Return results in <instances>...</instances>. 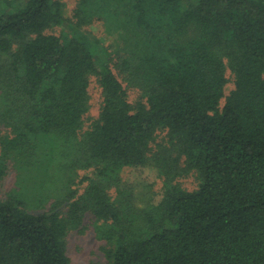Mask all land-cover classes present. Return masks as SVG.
<instances>
[{
    "label": "trees",
    "instance_id": "1",
    "mask_svg": "<svg viewBox=\"0 0 264 264\" xmlns=\"http://www.w3.org/2000/svg\"><path fill=\"white\" fill-rule=\"evenodd\" d=\"M0 125V264H72L86 218L105 264H264V0H0Z\"/></svg>",
    "mask_w": 264,
    "mask_h": 264
},
{
    "label": "rangeland",
    "instance_id": "2",
    "mask_svg": "<svg viewBox=\"0 0 264 264\" xmlns=\"http://www.w3.org/2000/svg\"><path fill=\"white\" fill-rule=\"evenodd\" d=\"M65 4V16L68 22L74 20V13L77 7L78 0H61ZM66 27H57L50 30L48 33L61 34ZM67 30V29H66ZM84 31L91 36V38L99 39L103 44L109 48H115L112 43V37L106 32L105 26L102 21L96 19L93 23L84 27ZM111 45V46H108ZM233 85L228 84L226 92H230ZM91 111L87 118L86 125L97 117L100 103L101 92L97 85L96 79H92L91 87ZM130 99H137L138 93L134 89H129ZM0 130L4 128L0 125ZM87 172H82L84 176ZM14 170H10L7 176L0 180V199H4L15 188L17 176ZM91 175V174H90ZM122 179L124 182L123 187L134 189L135 193L139 195V204L143 205L142 199L147 198L160 199L163 192V179L158 175L157 171L152 168L128 169L122 171ZM177 182L186 190L193 191L198 186L197 177L195 174H190L187 177L177 179ZM116 196V192H112ZM50 206V204H48ZM103 242L99 240L94 232V226L89 218H86L83 227L80 230L72 231L68 238V254L72 264H105L106 259L102 253L101 248Z\"/></svg>",
    "mask_w": 264,
    "mask_h": 264
}]
</instances>
